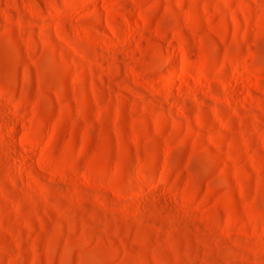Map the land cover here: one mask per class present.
I'll use <instances>...</instances> for the list:
<instances>
[{"label":"rangeland","instance_id":"374dc122","mask_svg":"<svg viewBox=\"0 0 264 264\" xmlns=\"http://www.w3.org/2000/svg\"><path fill=\"white\" fill-rule=\"evenodd\" d=\"M0 264H264V0H0Z\"/></svg>","mask_w":264,"mask_h":264},{"label":"bare ground","instance_id":"6f19581e","mask_svg":"<svg viewBox=\"0 0 264 264\" xmlns=\"http://www.w3.org/2000/svg\"><path fill=\"white\" fill-rule=\"evenodd\" d=\"M43 199H44V200H46V199H47V197H46L44 194H43Z\"/></svg>","mask_w":264,"mask_h":264}]
</instances>
